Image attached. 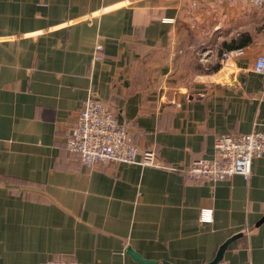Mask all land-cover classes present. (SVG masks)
I'll list each match as a JSON object with an SVG mask.
<instances>
[{
  "label": "crops",
  "instance_id": "0c3cea01",
  "mask_svg": "<svg viewBox=\"0 0 264 264\" xmlns=\"http://www.w3.org/2000/svg\"><path fill=\"white\" fill-rule=\"evenodd\" d=\"M259 55L245 2L0 0V264H209L228 242L220 262L264 264V158L213 187L187 175L218 135L264 131ZM90 97L176 170L84 167L65 139Z\"/></svg>",
  "mask_w": 264,
  "mask_h": 264
},
{
  "label": "built area",
  "instance_id": "2783aa9c",
  "mask_svg": "<svg viewBox=\"0 0 264 264\" xmlns=\"http://www.w3.org/2000/svg\"><path fill=\"white\" fill-rule=\"evenodd\" d=\"M221 3L245 2L264 11V0H211ZM162 23L172 24L174 19L162 18ZM99 51L100 48H97ZM242 54V49L222 52L223 58L236 57ZM100 58V55L95 56ZM253 71L264 76V55L255 58ZM66 149L78 155L80 162L86 168L96 164L123 163L146 167L164 168L158 163L153 151H145L138 157L137 148L131 143L126 127L119 124L108 107L94 97H90L78 112L74 124L66 134ZM255 158H264V131H252L246 134H222L214 141V158L197 159L187 167L188 177L198 183L213 187L216 183L231 177L241 175L248 179L251 163ZM213 210L201 208L198 213L200 223H211ZM207 217V218H206ZM44 264H89L63 259H49ZM225 264V263H218ZM250 264V263H245Z\"/></svg>",
  "mask_w": 264,
  "mask_h": 264
},
{
  "label": "water",
  "instance_id": "95a60500",
  "mask_svg": "<svg viewBox=\"0 0 264 264\" xmlns=\"http://www.w3.org/2000/svg\"><path fill=\"white\" fill-rule=\"evenodd\" d=\"M264 222V216L262 217V219L259 221V224ZM229 243V242H228ZM228 243H225L223 245H221L213 259V261L209 264H218L221 260H222V255H223V252L225 251L226 247H227V244ZM132 256L137 259L138 261H142V262H146V261H143L137 254H134L132 253Z\"/></svg>",
  "mask_w": 264,
  "mask_h": 264
},
{
  "label": "rangeland",
  "instance_id": "374dc122",
  "mask_svg": "<svg viewBox=\"0 0 264 264\" xmlns=\"http://www.w3.org/2000/svg\"><path fill=\"white\" fill-rule=\"evenodd\" d=\"M66 147V146H65ZM51 259V258H50ZM49 260V259H48Z\"/></svg>",
  "mask_w": 264,
  "mask_h": 264
},
{
  "label": "snow or ice",
  "instance_id": "6c2138e0",
  "mask_svg": "<svg viewBox=\"0 0 264 264\" xmlns=\"http://www.w3.org/2000/svg\"><path fill=\"white\" fill-rule=\"evenodd\" d=\"M207 218V217H206Z\"/></svg>",
  "mask_w": 264,
  "mask_h": 264
}]
</instances>
